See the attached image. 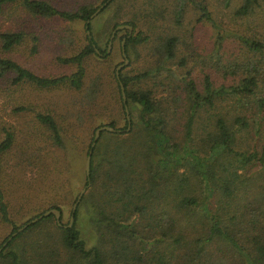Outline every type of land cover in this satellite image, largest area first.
Returning a JSON list of instances; mask_svg holds the SVG:
<instances>
[{
    "label": "trees",
    "instance_id": "trees-1",
    "mask_svg": "<svg viewBox=\"0 0 264 264\" xmlns=\"http://www.w3.org/2000/svg\"><path fill=\"white\" fill-rule=\"evenodd\" d=\"M103 1L66 10L47 0H0V14L19 5L34 15L81 20L84 38L76 51L56 57L58 62L73 65L70 72L44 76L2 54L21 43L26 33L0 28V81L42 88L67 85L86 96L97 111L94 99L98 89L83 86V60L88 55L105 58L109 51L94 39L91 18L86 26L85 20ZM115 1L108 0L99 11ZM172 1L176 23L186 4L191 3L197 11L196 20L206 21L217 30L214 58L210 61L205 54L198 59L200 86L189 69L180 74L172 72L171 66L179 68L185 62L183 55L176 57V34L158 33L155 64L132 74L121 67L118 79L115 64L111 67L109 84L115 118L90 122L78 138L72 135L71 149H75L57 160L53 180L49 181L50 172L43 170L39 174L42 186L31 185L35 191L27 198L16 191L17 182L23 178L14 169L10 173L19 178L14 179L8 172L1 175L2 156L15 141L13 127L1 126L0 244L22 223L50 207L59 210V224L52 213L27 224L0 249V264H52L49 253L59 250L70 252L78 264H264V0H237L232 15L238 22L229 29L222 21L214 20L203 0ZM138 14L152 20L161 17L162 9L143 6ZM118 16L113 14L107 30L109 34L120 23L132 26L128 36L127 29L121 28L126 54L128 46L146 42L149 34L134 32V20L117 21ZM229 35L237 49L229 53V59H223L221 49ZM212 73L222 79L217 82ZM150 78L156 81L148 83ZM118 81L123 84L124 103ZM158 86L161 92L157 94ZM173 102L176 104L171 108ZM108 103L99 107L101 112L111 105ZM124 104L129 116L127 130ZM178 108H182L180 135L168 128V115L172 110L177 113ZM27 109L23 104L10 108L14 112ZM32 113L33 123L46 131V139L44 144L32 147L33 152L21 155V165L31 166L34 159L42 163L53 152L52 147L63 149L67 144L50 113L39 109ZM101 124L122 130L99 132L91 147L86 179L84 157L94 129ZM74 164L75 168L80 166L75 172L80 180L73 185L66 178L71 172L68 167ZM254 171L262 180L256 186L250 184ZM5 176V183L15 186L14 194L3 183ZM49 191L52 193L45 195ZM37 193H44L41 201H35ZM62 204L68 206L65 219ZM82 216L94 232V241L88 245L79 226ZM221 246L225 250L217 253L215 249ZM228 255L235 256L232 262L227 261Z\"/></svg>",
    "mask_w": 264,
    "mask_h": 264
},
{
    "label": "rangeland",
    "instance_id": "rangeland-1",
    "mask_svg": "<svg viewBox=\"0 0 264 264\" xmlns=\"http://www.w3.org/2000/svg\"><path fill=\"white\" fill-rule=\"evenodd\" d=\"M54 6L71 10L76 8L79 4L86 3L95 5L100 0H47ZM150 1V2H149ZM210 10L212 17L217 22L222 21L224 27L229 29L238 22L237 17L232 15V9L236 5L237 0H203ZM162 9L161 17L150 20L149 17L139 15L138 9L151 6ZM172 0H117L109 4L106 8L96 13L91 18V32L98 45L103 48L107 45L106 38L108 34L109 22L113 20V14L117 13L119 18H115L117 21L126 19H133L135 27L133 31H141L149 34V38L144 43H137L133 46H128L126 56L128 58L127 64L122 68L125 73H135L148 66L155 64V57L157 55L156 49V35L158 33L176 34V57L184 56V66L175 68L171 66L172 72L176 70L177 73L184 72V70H190V76L194 79L195 83L200 86V78L202 72L200 70L199 58L205 55L210 59L214 58V40L216 35V29L210 25V23L203 20H196L197 11L191 3H187L184 9L183 16L180 18V22L176 23L172 16ZM138 16V17H137ZM81 20H65L53 16H40L34 15L25 11L19 5H12L7 8L4 13L0 14V28L9 29H21L26 33L24 40L15 45L7 53H2L12 57L23 66L29 68L35 73L41 75H59L62 73H68L73 69V65L67 63H61L56 60L57 56L69 55L84 43L83 28ZM124 34L123 29H118L116 36L113 38L109 53L105 58H98L95 55H88L83 60L85 69V77L83 80L84 87H92L98 89L96 92L95 108L89 102L86 96H81V93L73 91L71 87L67 85H57L49 88L36 87L28 83H21L18 85L8 83L6 79L0 81V137L2 136L1 126L13 127L15 130V141L12 147L6 151L2 156L1 170L2 174L8 172L7 175H13V178H23L17 182L16 191L20 192L23 197L27 198L35 185L43 184L42 178L39 174L43 170L49 171L51 177L49 181L53 180V172L57 168V160L68 155L71 150V136L81 135L85 131L86 124H90L95 121H106L109 118H115L116 109L112 104L110 71L111 67L122 61V56L119 51L120 36ZM35 37V40L31 38ZM32 45L34 49L32 50ZM223 49H221L224 57L223 59H229L233 52L237 49L236 41L229 35L224 38ZM221 52L220 49L218 50ZM229 53L231 55H229ZM211 72L213 70L210 69ZM173 72V73H176ZM153 74V73H152ZM178 74V75H179ZM217 82L222 78L218 73H212ZM151 79L156 81V78H150L147 82L150 83ZM178 81V80H175ZM225 81V79L223 80ZM159 86L156 89L157 94L160 93ZM159 91V92H158ZM84 94L85 91L83 90ZM82 92V94H83ZM93 100V101H94ZM92 101V102H93ZM111 104L106 111L101 112V108L104 105ZM114 102V101H113ZM17 104L27 105L28 109L25 111L14 112L10 108ZM176 103H170V107L173 108ZM177 106H180L179 104ZM39 109L44 112L50 113L56 120L59 128L62 130L63 138L66 139L67 144L63 149H53L50 152L49 157L42 160V163H37L33 160V165L28 166L26 164L21 165V155L33 152L35 146H40L45 143L46 131L42 128H38L36 123L32 121L33 110ZM178 112L174 110L168 115V128L176 135L181 133V112L182 108H178ZM81 122V124H79ZM37 126V128L35 127ZM29 145L31 148H29ZM35 151V150H34ZM45 161H48L46 163ZM75 164L74 167H68L71 169L66 181H71V184H77L79 176L75 173L78 170ZM14 169L15 174L10 173ZM66 170L67 168H62ZM252 170L256 167H252ZM254 180L252 185L260 184L262 180L258 178L256 171L251 173ZM6 176L3 183L7 185L12 194H14L13 187L8 183H5ZM52 179V180H51ZM80 180V179H79ZM79 183V182H78ZM73 184V185H74ZM253 188H256V187ZM80 190V189H79ZM251 187H248V191ZM35 191V190H34ZM39 191V190H38ZM39 193V192H38ZM36 194L35 201L38 199L41 201L43 194ZM52 193V191L47 192ZM32 197V195L30 196ZM21 199H23L21 197ZM17 200V199H16ZM18 201V200H17ZM63 219L67 217L68 206L62 204ZM80 229L83 230V236L86 239L88 245L94 241V232L87 224L86 217L80 218ZM3 227L0 225V231ZM224 247H220L215 251L223 252ZM50 259L52 264H78V261L71 257V253L65 250H59L57 252L51 251ZM228 254V253H226ZM46 258V257H45ZM235 258L228 255L227 261L232 262Z\"/></svg>",
    "mask_w": 264,
    "mask_h": 264
},
{
    "label": "water",
    "instance_id": "water-1",
    "mask_svg": "<svg viewBox=\"0 0 264 264\" xmlns=\"http://www.w3.org/2000/svg\"><path fill=\"white\" fill-rule=\"evenodd\" d=\"M108 0H105L103 1L102 3H100L90 14H89V17L85 20V26L87 25V22L89 21L90 18H92L96 13L99 12V10L103 7V5L107 2ZM121 28H126L127 29V36L131 33L132 31V26L129 25V24H126V23H120V24H117L115 25L111 31H110V34L108 36V40H107V45H106V51L108 52L109 49H110V44H111V41H112V38L114 36V33L117 29H121ZM86 32H88V30H86ZM95 51H98L96 47H94ZM120 53H121V56H122V61L118 64L115 65V68H114V73L118 79V72H119V69L121 67H123L125 64H127L128 62V58L125 54V51H124V38H121L120 40ZM118 84H119V89H120V95H121V100L125 101V94H124V89H123V84L118 81ZM124 111H125V116H126V119H127V122H126V126H125V130H127L129 128V116H128V112H127V108H126V105L124 104ZM109 130V131H120L122 129H119V128H114L110 125H107V124H101L99 126H97L95 129H94V132H93V136H92V141L90 143V146H89V149L87 150V153L85 154V157H84V161H83V169H84V174L86 175V179H88V173H89V159H90V154H91V147L93 146L94 144V141L96 140L99 132L101 130ZM88 184V183H87ZM85 189V186L81 187L78 194L76 195V198H75V201L72 203V209L75 208V205L77 203V201L79 200L82 192L84 191ZM48 213H52L57 221V223L59 224V221H58V218H59V210L55 207H50L48 209H45L43 210L41 213H39L38 215L30 218L29 220H27L26 222L22 223L20 226H18L14 231H12L10 233V235H8L6 237L5 240H3L0 244V249L5 245V243L7 242V240H9L11 238V236L15 235L18 231L22 230L27 224L31 223V222H34L36 221L37 219H39L42 215H46ZM72 213L69 215L68 217V225L71 223L72 221Z\"/></svg>",
    "mask_w": 264,
    "mask_h": 264
}]
</instances>
